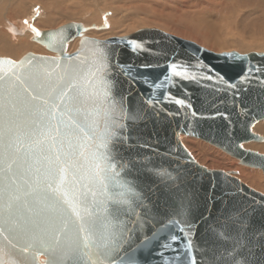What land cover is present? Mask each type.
Instances as JSON below:
<instances>
[{
    "label": "water",
    "instance_id": "95a60500",
    "mask_svg": "<svg viewBox=\"0 0 264 264\" xmlns=\"http://www.w3.org/2000/svg\"><path fill=\"white\" fill-rule=\"evenodd\" d=\"M85 30L36 32L55 57L0 58V264H47L22 251L21 232L45 226L53 196L85 216L111 196L101 154L121 159L118 179L135 194L122 220L136 231L110 260L93 248L79 264H264V195L200 166L180 141L203 140L264 176V156L240 148L264 142L252 132L264 122V54H214L158 29L105 41Z\"/></svg>",
    "mask_w": 264,
    "mask_h": 264
},
{
    "label": "rangeland",
    "instance_id": "374dc122",
    "mask_svg": "<svg viewBox=\"0 0 264 264\" xmlns=\"http://www.w3.org/2000/svg\"><path fill=\"white\" fill-rule=\"evenodd\" d=\"M76 1L67 0L66 3L60 4L61 6H58L62 8L59 10L60 13L56 15H52L51 13L53 20L50 25L46 26L45 30L42 31L54 30L69 23H76L83 29L87 28V30L82 33V37L106 40L113 37L127 36L143 29H158L183 40L193 42L200 47L218 54L230 52H236L241 55L252 53L264 54V49L261 48L264 47V0H221L222 3L225 4H220L218 6H214L213 4L216 1L205 2L206 0H203V2L202 0H190V2L187 0L188 4H186V0H183L184 2L181 0H100L99 5L102 3L100 6L97 7L96 5L91 8V12H94L92 13L94 14L93 17L89 15L90 13H84L82 16L79 15L80 10L77 9L76 11L71 7L73 6L71 3H75ZM96 1L91 0L90 2L95 4ZM90 2L85 3L89 4ZM14 3L13 7L4 13L5 17L0 16V36L2 37H0V48H6V46L7 48H11L15 44L19 45V41L26 36L28 45L35 44L43 49L45 53L40 52V49L22 51V45H19L21 53L16 52V55L14 53L12 55L0 54V57L9 58L17 62L29 53L40 56L54 55L32 39V37L34 38L35 36L34 32H39V29H41L37 25V22L46 17L45 10H47V3L43 0H16ZM1 8L3 7L1 6ZM49 10L51 12H56L57 7L54 6L51 9L49 8ZM27 12L30 14L34 13L29 20L30 23L28 22V26L25 25L28 18ZM203 19H207L211 23L210 25L214 27H216V25L220 27L214 32L218 33L219 39L224 43V46L226 44V47L222 46L220 49H214L211 46L209 47L205 45L206 43L204 42L206 40L204 39V35L206 30L199 27L200 21ZM8 21L14 22V29L17 27L15 29L16 32L15 30L14 33L11 32L12 30H9V32L6 30L8 29L6 28ZM113 23L118 25L113 27ZM198 28L200 29L198 30ZM75 40H78L77 47L70 53H74L77 50L81 37H77L73 41ZM2 45L5 47H2ZM180 139L194 161L200 166L212 171L230 173L232 176L241 180L249 188L264 193V186L263 189H256L250 185L243 173L237 171L232 164L229 165L228 162L224 161L234 160L240 164L238 159L231 157L221 149L203 140L185 136H181ZM188 140L198 142L202 146L194 147L188 145V143L185 144ZM254 144L259 143L253 141L246 142L241 144L240 148L242 149V147L246 145L245 148L251 150V146ZM255 153L264 156V153ZM250 169L260 172L262 180L264 181V176L260 169Z\"/></svg>",
    "mask_w": 264,
    "mask_h": 264
},
{
    "label": "snow or ice",
    "instance_id": "6c2138e0",
    "mask_svg": "<svg viewBox=\"0 0 264 264\" xmlns=\"http://www.w3.org/2000/svg\"><path fill=\"white\" fill-rule=\"evenodd\" d=\"M176 103L180 104L182 101L177 99ZM103 146L108 147L107 144ZM112 148L115 151V142ZM118 165L123 168L118 156L101 154L98 157L96 168L104 173V186L107 187L110 183L114 191L111 196L94 202L91 209L85 208L86 216L75 206L65 208L67 201L53 196L47 205L50 216L45 226L30 233L21 232V238L25 241L22 251H42L47 256V264H79L81 254H87L93 248L97 256L110 260L124 245L131 247L132 234L136 228H128L122 217L130 215L128 208L135 202V194L127 182L118 179L121 175L117 170ZM60 172L62 176L63 169ZM48 187L56 192L51 185ZM116 189L119 191H115ZM129 222L139 224L131 219ZM127 264H136L135 257L129 255Z\"/></svg>",
    "mask_w": 264,
    "mask_h": 264
},
{
    "label": "bare ground",
    "instance_id": "6f19581e",
    "mask_svg": "<svg viewBox=\"0 0 264 264\" xmlns=\"http://www.w3.org/2000/svg\"><path fill=\"white\" fill-rule=\"evenodd\" d=\"M14 1H16V0H0V16H4L5 17V15H4V13H6L8 10H10V8H12L13 7V5L15 4L14 3ZM38 1V0H37ZM44 2H46L47 3V6H46V8H47V10H45V12H46V17L44 18V19H41V20H39L38 22H37V25L41 28V29H39L40 31L39 32H44V31H42V30H45V27L46 26H48V25H50V23L52 22V20H53V17H52V15H56V14H59L60 13V11L59 10H61L62 8H60V7H58V6H61L60 4H64V3H66V1L67 0H43ZM72 1H76V0H72ZM91 0H77L75 3H71L73 6H71L72 8H74L76 11H77V9H79L80 10V14L79 15H83L84 13H86V14H89L91 17H93L94 16V14H92V13H94L93 11L91 12V8L92 7H95L96 5H97V7L98 6H100L99 5V1L100 0H95L96 1V3L95 4H93L92 2H90ZM120 1V0H119ZM181 1H183V0H181ZM194 1V0H193ZM212 1H216L215 3H213L214 4V6H218V5H220V4H225V3H222V1L221 0H206L205 2H212ZM20 2V1H19ZM85 2H90L89 4H87V3H85ZM108 2V1H107ZM115 2V1H114ZM184 2V1H183ZM188 1L186 0V4H188L187 3ZM189 2H190V0H189ZM199 2V1H198ZM202 2H203V0H202ZM23 3V2H22ZM21 3V4H22ZM74 4H75V6H74ZM108 4H109V2H108ZM191 4V3H190ZM199 4V3H198ZM206 4V3H205ZM25 5V4H24ZM26 5H28V4H26ZM1 6L3 7V8H1ZM29 6V5H28ZM54 6H56L57 7V10H56V12H51L50 10H49V8L51 9L52 7H54ZM188 6V5H187ZM196 6V5H195ZM194 6V7H195ZM25 7V6H24ZM27 7V6H26ZM96 7V8H97ZM109 7V6H108ZM110 8V7H109ZM20 9V8H19ZM56 9V8H55ZM53 10V9H52ZM55 11V10H54ZM119 11V10H118ZM217 11V10H216ZM28 13V15H27V22H26V26H28V22H29V20H30V18H31V16L34 14H30L29 12H27ZM51 13H52V15H51ZM218 14V13H217ZM74 15V14H73ZM77 15V14H76ZM25 16V15H24ZM75 16V15H74ZM89 16V17H90ZM115 17V16H114ZM113 17V18H114ZM86 18V17H85ZM116 18V17H115ZM114 18V19H115ZM174 18V17H173ZM3 19V18H2ZM6 20H8V19H6ZM85 21V20H84ZM83 21V22H84ZM4 23V22H3ZM8 24H7V27L6 28H8V29H6L8 32H9V30H12L11 32L12 33H14V30L17 28H15L14 29V22H12V21H8L7 22ZM22 23H24V22H22ZM21 23V24H22ZM30 23V22H29ZM86 23V22H85ZM76 24V23H75ZM92 24V23H91ZM211 23L207 20V19H203L202 21H200V24H199V27H201V29L202 28H204L206 31V33H205V35H204V39L206 40L204 43H206L205 45H207V46H211L212 48H214V49H220L222 46H224V43L219 39V35H218V33H216V32H214L215 30L217 31V29L218 28H220L219 26H217L216 25V27H214V26H212V25H210ZM85 25H87V24H85ZM89 25H90V23H89ZM118 24H115V23H113V27H115V26H117ZM196 25V24H195ZM2 27V26H1ZM10 28V29H9ZM33 29V28H32ZM200 28H198V30H199ZM31 30V29H30ZM18 31V30H17ZM193 31V30H192ZM15 32H16V30H15ZM32 32V31H31ZM38 32V31H37ZM34 33H36V32H34ZM21 34V33H20ZM32 34H33V32H32ZM133 34V33H132ZM11 35V34H10ZM15 35V34H14ZM131 35V34H130ZM13 36V35H12ZM127 36H129V35H127ZM1 37V36H0ZM123 37H125V36H123ZM2 38V37H1ZM20 38V37H19ZM18 38V39H19ZM26 36L24 37V39H22L21 41H19V45H22L21 47H22V51L24 50V51H27V50H34V49H40L39 51L40 52H42V53H45V51L43 50V49H41L40 47H38V46H36L34 43V45H28L27 44V40H26ZM77 38V37H76ZM113 38H119V37H113ZM203 38V37H202ZM13 39V38H12ZM32 39H33V37H32ZM75 39V38H74ZM73 39V40H74ZM88 39H91V38H88ZM109 39H112V38H109ZM109 39H106V40H109ZM72 40V41H73ZM94 40H96V39H94ZM0 41H1V39H0ZM71 41V42H72ZM97 41H105V40H97ZM71 42H69L70 44H67V46H66V54H72V53H70V52H72L76 47H77V43H78V40H75V41H73L72 43ZM240 42V41H239ZM4 43H5V41H4ZM2 44V43H1ZM80 44V43H79ZM6 45V44H5ZM17 44H15L14 46H16ZM19 45H17L16 47H14V46H12L11 48H7V46H6V48H0V54H2V55H5V54H9V55H12L13 53L16 55V52H20L21 51V49L19 48ZM40 45V44H39ZM232 45V44H231ZM231 45H229V46H231ZM239 45H240V43H239ZM246 45V44H245ZM1 46V45H0ZM41 47H43L42 45H40ZM228 46V47H229ZM2 47H5L4 45H2ZM224 47H226V44H225V46ZM234 47V46H233ZM261 47V46H260ZM78 48H79V46H78ZM77 48V49H78ZM203 48V47H202ZM235 48V47H234ZM262 49H264V47H261ZM20 49V50H19ZM205 49V48H204ZM240 49H241V46H240ZM207 50V49H206ZM77 51V50H76ZM208 51H210V50H208ZM210 52H212V51H210ZM21 53V52H20ZM19 53V54H20ZM212 53H214V52H212ZM54 54V53H53ZM214 54H218V53H214ZM220 54V53H219ZM252 54H254V53H252ZM259 54V53H258ZM55 55L56 54H54V55H52V56H50V57H55ZM8 56V55H7ZM6 56V57H7ZM10 57V56H9ZM12 57V56H11ZM0 58H4V57H0ZM263 121H260V122H258L257 124H255L254 125V127H253V129H252V132L254 133V134H256V135H259V136H261V137H263L264 138V125H263ZM180 141H181V139H180ZM186 141V140H185ZM182 142V141H181ZM186 143H188V145H191V146H194V147H201L202 145L201 144H199L198 142H195V141H191V140H188L187 142H185V144ZM259 144H254V145H252L251 146V150H249V149H247V148H245V146L246 145H244V147H242V149H244V151L246 150V151H249V152H251V151H253L254 153L255 152H258V153H260V154H263L264 153V142H258ZM184 145V144H183ZM251 145V144H250ZM224 161H226V162H228L229 163V165H231L232 164V166L233 167H235V169L237 170V171H239L240 173H243L244 174V176L247 178V180H248V182L250 183V185H252L253 187H255L256 189H263V186H264V181L262 180V177H261V174H260V172H258L257 170H254V169H250V168H248V167H245V166H241L239 163H237L236 161H234V160H224ZM235 163V164H234ZM241 167H240V166ZM210 171H212V170H210ZM223 172V171H222ZM226 173V172H225ZM230 174V173H229ZM231 175V174H230ZM232 176V175H231ZM234 177V176H233ZM234 178H236V177H234ZM236 179H238V178H236ZM239 180V179H238ZM241 181V180H240ZM242 182V181H241ZM243 183V182H242ZM244 184V183H243ZM245 185V184H244ZM247 186V185H246ZM248 187V186H247ZM249 188V187H248ZM251 189V188H250ZM253 190V189H252ZM255 191V190H254ZM257 192V191H256ZM258 193H260V192H258ZM260 194H263L264 195V193H260ZM41 259H43V258H41Z\"/></svg>",
    "mask_w": 264,
    "mask_h": 264
}]
</instances>
